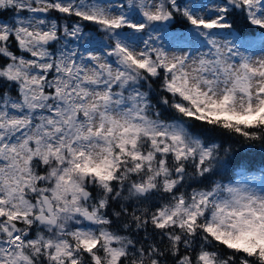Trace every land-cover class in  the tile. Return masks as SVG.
<instances>
[{"label": "snow or ice", "instance_id": "snow-or-ice-1", "mask_svg": "<svg viewBox=\"0 0 264 264\" xmlns=\"http://www.w3.org/2000/svg\"><path fill=\"white\" fill-rule=\"evenodd\" d=\"M124 7L0 0V10L14 13L11 23H0V56L10 60L0 79L18 88L16 97L0 93V264H264V182L211 181L220 146L185 124L191 118L264 142V56L221 44L213 31L232 29L238 10L264 33V0H222L208 14L179 0H128L129 12ZM51 11L95 25L113 41L107 55L115 67L92 53L89 67L76 52L50 50L59 26L36 14ZM177 14L193 29L183 39L203 37L207 52L169 55L149 45L151 35L143 49L127 43ZM63 32L75 37L82 27L65 24ZM12 40L32 59L14 54ZM149 78H161L163 90L179 97L162 98L179 114L175 122L161 119L141 91ZM195 177L209 186L179 190ZM114 201L112 215L129 218L115 230L106 214ZM127 201L136 205L131 211ZM133 228L144 232L142 240L122 234ZM220 245L230 254L215 250Z\"/></svg>", "mask_w": 264, "mask_h": 264}, {"label": "rangeland", "instance_id": "rangeland-1", "mask_svg": "<svg viewBox=\"0 0 264 264\" xmlns=\"http://www.w3.org/2000/svg\"><path fill=\"white\" fill-rule=\"evenodd\" d=\"M98 3H103L107 5H111L113 8L119 12L121 9L119 5L123 4L125 7L122 9L125 12H129L128 8V0H96ZM135 3V0H133ZM181 6L189 5L193 7L195 11L200 14H208L211 12L217 4L222 3V0H179ZM138 12V10H137ZM59 17H53L48 14H36L39 17L45 18L48 21H55L59 26V36L60 40L57 42H53L52 45L55 46L54 51L59 54V51L64 52H76V60L80 63V57L83 56L85 58L84 63L88 64L89 67L93 66L91 62L88 61V54L92 53L100 56L103 60H106L108 63H112L115 67V57H109L107 55L108 51L113 46V41L107 40L104 37V34L96 30V26L91 22L86 24L87 27H82V32L78 36H65L63 32L64 25L67 24L71 26L72 24L77 23L76 21H72V18L66 16L65 14L58 13ZM178 15V14H177ZM22 17L31 19L32 14L28 12H24L21 14ZM136 19H142L139 15L135 17ZM175 17L171 20V22H155L154 25H150L148 29L145 30L144 33H137L136 36L139 39L129 40L127 43L133 44L138 49H143L145 47L143 41L149 39V35L152 36V39L149 40V45L157 48H161L166 51L169 55H181L184 53H188L190 56H197L200 53H205L209 50V45L204 41L203 37H200L198 41L193 42L194 37L189 40H184L183 37L188 36L192 31V26L189 24L187 28H172L171 24L174 22ZM13 21V20H12ZM11 21V22H12ZM186 21V20H185ZM10 22V23H11ZM0 23H8L0 20ZM93 26V27H92ZM123 31H129L128 29H124ZM216 33V39L219 43L223 44L227 41H233L236 44V47L239 49L241 53L244 55H251L254 59H258L261 56H264V33L261 30H257L255 33L251 35H240L235 29L225 30V29H215L213 30ZM233 34L240 36L241 40H234ZM176 37H180V40L175 39ZM243 41V43H242ZM191 45V46H189ZM9 49L16 54L17 56H23L26 59H32L30 53L24 52L19 49L18 44L12 40L8 44ZM12 47L16 48L19 53L13 51ZM50 50H53L50 48ZM238 59V58H237ZM10 60L7 62L9 63ZM54 73L49 74V79L52 78ZM141 91H146L148 93V83L142 82ZM17 90L18 95V88ZM50 91V90H46ZM149 95V94H148ZM16 97V96H11ZM154 110V108H153ZM155 111V110H154ZM174 121H169L175 122ZM186 124V123H185ZM187 127V125H186ZM220 163L214 170L223 169L225 166V159L221 156ZM189 168H187L189 175L193 173V165L191 163L188 164ZM198 177L193 179H188L187 181H194ZM236 182H251L254 186H260L262 182H264V173L262 171L259 172H247V171H238L237 176L230 182H222V183H236ZM90 191H92L93 195H97V189L90 186ZM119 228L118 226H114L113 230ZM123 234V233H122ZM131 235V234H130ZM135 240H142L144 234L140 238L138 235H131Z\"/></svg>", "mask_w": 264, "mask_h": 264}, {"label": "trees", "instance_id": "trees-1", "mask_svg": "<svg viewBox=\"0 0 264 264\" xmlns=\"http://www.w3.org/2000/svg\"><path fill=\"white\" fill-rule=\"evenodd\" d=\"M48 15L59 17L58 12L56 11H51ZM71 18L72 21L80 22L85 27L88 26H86V24L88 23L86 21L79 20V18L76 17ZM13 19L14 13L12 11L0 10V20L10 23ZM185 20L186 19L183 16L178 14L175 16L174 22L171 24V27L179 29L187 28L189 26V23L187 22V20ZM229 22L233 23L232 29H235L242 36L251 35L259 30L258 28H256V26L248 25L245 22L244 16L239 14L238 10H236L234 18H229ZM51 48L54 51L55 46L51 45ZM12 49L14 52L19 53L16 48L12 47ZM8 61V58L0 56V66L6 65ZM143 82L148 83L147 90L149 98L154 110L161 113V119L168 122L176 120L179 114L176 113V111L169 105L163 104L162 98L167 97L170 101H172L173 99L178 100L179 97L173 98L170 93H167L163 90V88L161 87V78H149V80ZM15 88V84L9 85L4 80L0 79V93L7 92L10 96H17V90ZM185 123L190 130L194 131V133L206 143L216 144L220 146L218 155L225 159V166L223 169L214 170L216 174L211 176V181L230 182L237 176L238 171H247L250 173L262 171L264 173V142L248 141L239 134L230 133L220 128L213 129L212 126H207L202 122L195 121L191 118H185ZM187 168L190 169L188 165ZM201 179L202 178L198 177L194 181H187L179 190L190 193L193 189H202L208 187L209 181H204L203 183H201ZM167 198V194L164 195L163 199L156 197L146 206L153 207L154 204L162 203ZM124 203L129 208V211H131L136 206L132 201H127ZM118 209L119 204L114 201L110 203L109 208L106 210V214L113 220L112 228H114V226L122 228L123 223L128 221L129 219L127 216L119 219L113 216V210ZM148 231L149 233H151V226H149ZM123 234L138 235L141 238L144 232H137L133 228L130 233L124 232ZM215 250L221 251L222 254L225 255L230 254L231 251L227 250L226 247L222 245L215 247ZM166 264H173L172 258H168Z\"/></svg>", "mask_w": 264, "mask_h": 264}, {"label": "water", "instance_id": "water-1", "mask_svg": "<svg viewBox=\"0 0 264 264\" xmlns=\"http://www.w3.org/2000/svg\"><path fill=\"white\" fill-rule=\"evenodd\" d=\"M168 22H171V21H168Z\"/></svg>", "mask_w": 264, "mask_h": 264}]
</instances>
